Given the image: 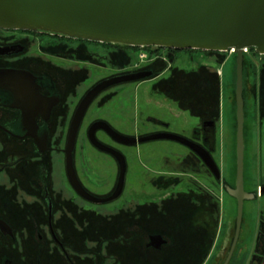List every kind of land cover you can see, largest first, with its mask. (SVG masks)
Returning <instances> with one entry per match:
<instances>
[{
    "label": "flooded vegetation",
    "instance_id": "obj_1",
    "mask_svg": "<svg viewBox=\"0 0 264 264\" xmlns=\"http://www.w3.org/2000/svg\"><path fill=\"white\" fill-rule=\"evenodd\" d=\"M81 42L95 47L90 41L41 30L0 28V45L12 46L13 49L10 53L0 54V69L26 70L32 74L31 80L20 77L12 79L10 84L0 78V220L9 228V233L0 229V264H161L162 259L167 261V257L177 253L175 244L168 238L170 234L172 237L173 229H167L168 226L161 221V215H170L172 202H158L153 198L145 201L134 198L126 200L123 196L129 163L126 150L136 144H122L102 129L95 131L98 141L114 148L124 157V183L116 198L104 202L91 201L80 195L69 181L64 149L72 115L85 93L102 79L129 72L151 71L145 77L149 78L160 67L158 58L148 60L149 67L145 68L143 64L138 70L95 80L78 92L85 79L83 76L87 75L88 78L91 70L81 63L88 61L89 55L95 52L90 47H80ZM109 48L120 49L104 47L106 50ZM142 48L150 54L149 46ZM130 49L136 53L140 47ZM156 50L169 52L162 47H156ZM106 89L99 92L88 105L72 150V165L77 180L86 192L97 198H107L114 192L119 164L113 155L90 143L87 130L94 122L104 121L121 133L119 124H127V118L123 116L119 121H113L115 118L112 115L94 117L85 128V141L109 156L108 160L103 155L88 156V162L97 169L104 167L99 179L93 177L96 173L92 172L89 163L84 162L85 158L78 159L77 141L86 112ZM100 101L97 99L95 104ZM261 111L257 103L258 116ZM208 120L214 121L216 127L213 117L201 118V129L193 130L192 140L204 146L212 155L215 143L211 148L209 142L205 141L203 129V123ZM151 121L163 126L169 124L157 118ZM205 168L209 170L207 166ZM177 181V177L157 175L150 183L157 190L171 188ZM263 185L264 182L258 184ZM200 191L202 189L196 191L197 194L187 192L186 196L182 195L186 198L189 217L185 223L198 230L202 239L216 235L213 255L223 227L222 218L218 214L210 217L208 202ZM254 193V198L263 199V206L258 214L253 249L247 264H264V192L259 193V187L255 186ZM130 209L131 215L128 216ZM211 210L215 212L214 208ZM113 218L117 219L115 225L119 231L115 234V240L121 246L112 244ZM94 219L100 223L104 220L105 231L108 232L98 233L92 223ZM89 228V234L85 233ZM154 235H160L164 240L159 247L152 246L154 242L151 237ZM195 240H198L197 236ZM130 242H134V246H130Z\"/></svg>",
    "mask_w": 264,
    "mask_h": 264
},
{
    "label": "rangeland",
    "instance_id": "obj_2",
    "mask_svg": "<svg viewBox=\"0 0 264 264\" xmlns=\"http://www.w3.org/2000/svg\"><path fill=\"white\" fill-rule=\"evenodd\" d=\"M93 45L95 47L84 45L82 42L80 44V47H90L95 52L92 56L89 55L88 61L85 60L87 63H81L86 69L91 68V70L88 78L87 75L83 76L85 79L77 89L78 92L95 80L138 70L143 64L145 68L149 67L148 60L158 58L160 61V67L153 77L107 88L97 97L101 103L95 104L96 99L86 112L77 141V156L78 159L85 158L84 162L90 164V169L94 174L96 173L93 175L95 179L102 177L104 167L97 169L88 162V156L103 155L107 160L109 156L97 151L83 138L86 126L94 117L112 115V118H115L113 121L126 117L127 124H119V130L128 136L165 131L189 139L193 138L191 133L193 127L194 130L201 129L199 124L201 118L217 119L216 109L218 110L219 107L221 113H224L225 124L227 117L229 118V128L225 126L223 129L220 125L221 131L217 130V141L212 153L219 169V181H216L211 171L205 168L206 165L185 145L167 139L150 140L127 148L129 163L123 194L126 200L134 198L145 201L153 198L158 202L168 200L172 202L170 215H161V221L168 226L167 229H173L172 237L170 234L168 238L175 244L177 253L167 257V261L162 259L161 264H205L214 249L216 235L202 239L198 230L195 231L190 223H185L189 217L186 198H183L187 192L194 191L195 194L202 189L200 193L205 196L208 206H213L218 217L223 218L224 224L231 223L226 241L220 240L215 250L216 254L210 262V264H221L233 234V220L236 215V200L225 192L222 185L223 181L231 186L235 184V54L225 53V56L224 53H208L203 50L178 51L176 54H170L165 50L160 52L156 50L143 58L137 54L142 49L135 53L126 48L106 50L101 44L93 43ZM152 48L156 49L153 46ZM248 55H251L253 66L258 68L263 56L254 57L250 50ZM256 83L258 103L262 106L259 116L255 95L251 91ZM243 97V183L247 191L254 192L255 186L259 187L258 184L264 182V77L258 81L251 67L245 76ZM152 118L167 121L169 124L166 126L155 124L151 121ZM157 175L177 177L178 181L171 188L154 190L150 180ZM262 206L263 199L259 197L244 201L236 249L228 264H247L253 249L258 214ZM131 211L132 209L128 212V216L131 215ZM92 221L98 233L108 232L105 231L104 220L102 223L95 219ZM115 223L117 219L113 218V246L120 245L115 237L119 232ZM129 223L130 229L131 222ZM84 232L89 234L90 228ZM196 236L198 240H195ZM131 245L134 246V242H130Z\"/></svg>",
    "mask_w": 264,
    "mask_h": 264
},
{
    "label": "water",
    "instance_id": "obj_3",
    "mask_svg": "<svg viewBox=\"0 0 264 264\" xmlns=\"http://www.w3.org/2000/svg\"><path fill=\"white\" fill-rule=\"evenodd\" d=\"M0 28L41 30L67 37L95 42L117 43L129 46H153L173 49L228 51L235 54V184L223 181L225 192L236 200L233 234L221 264L231 260L238 241L242 222L243 203L253 199L243 183L244 158V49L254 48L264 54V0H0ZM12 46H1L0 54L12 52ZM151 71H136L111 76L92 86L78 103L68 128L65 144L66 170L74 189L83 197L104 202L116 198L123 187L126 164L123 155L95 137L97 129L104 130L114 140L134 145L150 140L177 141L192 150L208 167L216 179L218 166L210 151L192 139L165 131L139 137L121 134L104 121L90 125L87 135L90 143L113 155L119 164V176L114 192L107 198H97L86 192L76 178L72 165V150L82 117L92 99L102 90L122 82L148 77ZM26 70L0 69V78L10 84L12 79H32ZM205 141L214 143L215 123H203ZM264 185L259 186V193ZM0 229L9 233L0 220ZM221 237V236H220ZM152 246L164 242L160 235L151 237ZM221 238H219L220 242ZM218 242V244H219ZM217 244V247H218ZM216 253H213L214 258ZM212 261V259L209 261Z\"/></svg>",
    "mask_w": 264,
    "mask_h": 264
},
{
    "label": "trees",
    "instance_id": "obj_4",
    "mask_svg": "<svg viewBox=\"0 0 264 264\" xmlns=\"http://www.w3.org/2000/svg\"><path fill=\"white\" fill-rule=\"evenodd\" d=\"M79 40H83V39H79ZM86 41H90V42H92L94 44H101V45H103V47L111 46V47H119V48H124V49L125 48L126 49H130V47H135V46H129V45L117 44V43L95 42V41H91V40H86ZM149 49L150 50L148 51V53L156 51V49L154 50L151 46H149ZM167 50L169 51L168 53H170V54L174 53L175 54V52H178V51H180V52L181 51H192V50H197V49H173V48H167ZM248 50H250L252 52L254 57H256L257 55H261V54L256 53L254 48H249ZM203 51L208 52V53H212V52L217 53L216 51H206V50H203ZM218 53H224L225 54L227 52L226 51H224V52L223 51H221V52L218 51ZM225 56H226V54H225ZM261 56H263V58H261L260 63H259L260 66L257 68L255 66H253L251 55L249 56L248 53H244L243 67H245V70H243V95H244V80H245V76L247 75L248 70L250 69V67L254 69V73L257 75L258 81H259V79L261 81V78L264 77V54H262ZM256 69H257V71H256ZM234 80H235V73H234ZM257 83L255 85V88L253 87V89H251V91L255 95L256 102L258 103L259 97L257 95V88H258V84ZM234 107H235V104H234ZM258 107L260 109H262V106L259 105V103H258ZM193 193H194V191H193ZM195 194H197V193L195 192ZM211 208H213V206L209 207L210 217H213V216L216 217L217 216V212H213L211 210ZM215 220H217V219H215Z\"/></svg>",
    "mask_w": 264,
    "mask_h": 264
},
{
    "label": "crops",
    "instance_id": "obj_5",
    "mask_svg": "<svg viewBox=\"0 0 264 264\" xmlns=\"http://www.w3.org/2000/svg\"><path fill=\"white\" fill-rule=\"evenodd\" d=\"M224 105V104H223ZM235 108V107H234ZM216 115H217V119H216V127H215V133H214V143H215V145H216V141H217V130H218V132L219 131H221V127L224 129V127L226 126L227 128H229V118L227 117V122H226V124H225V116H224V113L222 114L221 113V109H220V107H219V109L217 110L216 109ZM226 116H227V114H226ZM220 125H221V127H220ZM230 125H231V123H230ZM194 128V127H193ZM191 129L192 131H191V133H192V135H193V130L194 129ZM227 130V129H226ZM226 130H225V132H226ZM230 130H228V132H229ZM234 131H235V125H234ZM248 191H251V190H248ZM222 223H223V227H222V230H221V237H219V238H221L222 239V241H226L225 239L227 238V235H228V233H229V231H230V225H231V223L230 222H228L227 224L225 223L224 224V222H223V218H222ZM218 242H219V239H218V241L216 242V244H218ZM217 247V246H216ZM212 256L213 255H211V256H209V258L207 259V261H206V264H209V261L212 259Z\"/></svg>",
    "mask_w": 264,
    "mask_h": 264
},
{
    "label": "built area",
    "instance_id": "obj_6",
    "mask_svg": "<svg viewBox=\"0 0 264 264\" xmlns=\"http://www.w3.org/2000/svg\"><path fill=\"white\" fill-rule=\"evenodd\" d=\"M140 47V49H142V50H140L137 54L139 55V56H141V57H143V58H145V57H147L146 55H147V53L145 52V50H143V46H139ZM248 49L247 48H245L244 49V53H248ZM233 52V49H229L228 51H227V53H229V54H231Z\"/></svg>",
    "mask_w": 264,
    "mask_h": 264
}]
</instances>
